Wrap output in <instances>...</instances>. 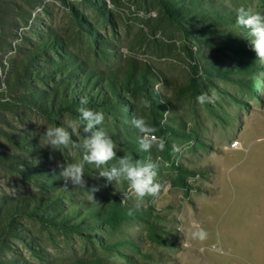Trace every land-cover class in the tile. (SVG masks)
Returning a JSON list of instances; mask_svg holds the SVG:
<instances>
[{"label": "rangeland", "instance_id": "rangeland-1", "mask_svg": "<svg viewBox=\"0 0 264 264\" xmlns=\"http://www.w3.org/2000/svg\"><path fill=\"white\" fill-rule=\"evenodd\" d=\"M31 2L36 8L28 24L19 22L13 26V16H5L0 26V153L32 164L28 172L24 171L25 179L0 164V198H38L39 188L28 177L32 170L55 169V175L61 177L56 163L80 161L82 150L77 145L83 142L84 135H91L83 133L80 123L69 146L56 151L55 159L50 160L51 149L40 147V135L34 134H42L47 127L67 128L70 122L79 121L78 115L65 109L55 116L56 123L28 109L20 99L26 89L12 76L14 61L20 60L17 49L28 46L29 38L48 34V29L57 34L73 57L85 62L88 70L111 73L120 68L139 80L140 74L150 70L153 76L145 78L170 104L164 111L155 108L154 113L160 114V124L167 126L170 133L164 138L165 148L161 151L154 145L152 155L144 161L159 163L156 182L161 188L155 196L138 201L126 180L108 183L99 177L102 169L95 165L85 166L84 179L89 188L96 186L98 191L90 193L69 182L70 199L62 202L65 209L84 205L78 209L80 213L87 205L116 200L138 214L120 225L122 234L115 233L108 241L110 250L101 247L109 237L100 229L78 233L18 216L17 226L22 224L28 230L19 227L18 234L32 236L27 241L33 250L13 239L11 250L0 253V262L23 259L26 264H256L251 257L255 224L249 205L260 199L261 192L249 185L248 178L264 169V61L250 47L246 30L237 26L235 9L243 6L264 15V0H202L200 7L211 15H206L209 18H191V12L186 10L192 7L184 5L175 21L155 0H105L110 15L107 17L82 0H66L77 9V15L62 0ZM229 2L231 8L226 6ZM196 66L199 73L194 76ZM34 86L44 88L39 82ZM55 87L52 84L49 90ZM202 93L211 102L199 103L197 96ZM121 95L138 107L140 117L149 118L150 108L143 94ZM165 111H169L167 117ZM116 116L124 120L120 114ZM120 132L126 133L123 126ZM144 135L160 139L153 133ZM234 141L240 143L237 149L230 146ZM14 142L28 150L33 142L37 151L20 152ZM124 156L137 160L131 154L117 153V159L103 168L118 166V159ZM39 209L35 214L48 212ZM257 227V234L264 233V222ZM231 236L236 238V251L243 256L242 261L223 245L222 241L229 242ZM212 245L220 246L223 254L209 251Z\"/></svg>", "mask_w": 264, "mask_h": 264}, {"label": "trees", "instance_id": "trees-1", "mask_svg": "<svg viewBox=\"0 0 264 264\" xmlns=\"http://www.w3.org/2000/svg\"><path fill=\"white\" fill-rule=\"evenodd\" d=\"M20 1L0 0V26L3 27L5 16H13V26H18L19 22L28 24L32 20V9L36 8L35 4L31 2L32 0ZM62 1L73 15H77V9L73 5L66 2V0ZM82 1L98 9L99 13L104 17L109 15L105 0ZM155 1L162 6L165 14L173 21L177 19L179 10L184 11V5L192 7L189 11L186 10L187 12H191L189 14L191 18H209L211 16L209 13L204 12V7H200L203 4L201 3L202 0ZM36 31V28H34L33 33ZM47 32L48 34L40 33L37 38H29L28 46H21L17 49L20 60L14 61L15 70L12 76L16 81L24 85L26 89V92L20 97L26 103L25 106L30 110L37 111L45 118L52 119L56 123L55 116L62 109L72 111L80 117L78 111L81 106L80 101L82 98H86L88 100L86 107L101 112L104 115L103 123L101 126L96 125L94 131H98L102 126L103 128L105 127L108 135L116 144V152L118 154H131L137 160L145 161L146 158L152 155L151 150L143 151L140 149L138 141L144 134L132 124L134 117H140L139 113H137L138 107L121 94L134 95L139 93L144 95L145 101L150 108L148 113L149 118H147L149 120L148 124L156 129V131L151 133L164 139L169 135L170 129L160 124L159 118L161 116L154 113V109L164 111L170 104L162 100L158 92L153 90L150 81L145 78L146 75L153 76L152 72L147 70L145 74H140L141 78L139 80L134 78L135 74L132 72H125L120 70V68L111 73L88 70L85 62L73 57L70 49L56 33L50 29ZM90 39L93 41L91 37ZM198 69V66L194 68V76L199 73ZM195 81L197 82V80ZM199 81L201 80L198 79ZM38 82L44 86L43 89H35L34 84ZM52 84L56 85V87L49 90V86ZM71 91L73 92L71 93ZM123 111H129L130 114L125 115ZM119 114L124 120H117L116 115ZM107 116H111V119H107ZM127 123L130 124L128 125ZM119 125L124 127L125 134H121ZM14 144L20 152L28 150L22 146L23 144L18 142H14ZM31 144H29L31 145V149L28 152L37 151L36 145L33 142ZM0 164L24 179L27 178V173L25 174V172H28L27 169L32 166V164L16 159V156L3 153H0ZM28 177L34 179L39 188L41 195L38 198L32 195L22 198H9V200L0 198V253L11 250V240L13 241V239L19 240L26 248H29L28 243L30 241L27 240H31L32 236L27 237L18 234L21 231L19 227L23 231H28L22 224L17 226L15 219L18 216L24 219L36 218L42 223L50 224L52 228L70 229L78 233L86 231V234H89L91 230L100 229L107 233L106 237H109L106 244L101 245V247L110 250L111 243L108 241L113 238L115 233L122 234L119 230L120 225L126 221H130L132 218H136L138 215L134 212L133 208L122 206L116 200L106 204L87 205L88 208L85 211L81 210L80 213L78 209L84 205L78 204L73 208L65 209L62 206V202L70 199L68 195L71 189L69 187L65 189L64 184H60L59 181H63L61 177L56 176L52 171L43 172L39 169L32 170V174ZM36 208H40L39 210L43 211L47 210L48 212L43 215L35 214ZM129 210L132 211L131 215H129ZM68 220L71 221L69 222L71 224L67 223ZM151 229L153 228L151 227ZM137 240L141 241L140 239ZM33 253L35 252L33 251ZM5 263L26 264L23 259H14ZM0 264L4 263L0 262ZM75 264H79V262ZM96 264L105 263L97 262Z\"/></svg>", "mask_w": 264, "mask_h": 264}, {"label": "clouds", "instance_id": "clouds-1", "mask_svg": "<svg viewBox=\"0 0 264 264\" xmlns=\"http://www.w3.org/2000/svg\"><path fill=\"white\" fill-rule=\"evenodd\" d=\"M226 6L232 7L230 2ZM235 11L237 26L246 30V40L250 47L257 57L264 61V15L254 12L251 8L246 9L243 6L235 9ZM197 101L204 104L211 102V98L206 93H202L197 96ZM80 104L81 106L78 109L80 114L79 121L70 122L67 128L63 126L47 127L42 134L34 132L35 136L40 135V147L51 149L50 160L55 159L54 153L56 151H60L62 147L67 148L69 146L72 136L79 130L80 123H83L84 134L91 133V135H84L83 142L77 145L82 150L80 161L70 164L59 161L56 163V167L61 169L59 176L63 177L64 188L67 189L70 182L73 187L85 188L90 193L98 191L99 189L96 186L89 188L84 179L85 166L95 165L97 168L102 169L99 171V177L105 178L108 183L119 182L121 179L126 180L129 184L130 192L138 201L143 200L146 196H155L161 188V185L156 182L159 163L132 160L124 156L118 159V166L113 165L103 168L110 161L117 159L116 144L104 129L100 128L98 131H93L96 125L103 123V113L86 107L88 104L86 98H82ZM169 111L164 112L165 117H167ZM164 122L162 121L161 123ZM132 124L142 134L156 131L143 117H134ZM138 142L140 149L143 151H150L154 145L162 151L166 143L163 138L156 140L148 135H142ZM53 173L55 174V169H53ZM131 214L132 211L129 210V215Z\"/></svg>", "mask_w": 264, "mask_h": 264}, {"label": "crops", "instance_id": "crops-1", "mask_svg": "<svg viewBox=\"0 0 264 264\" xmlns=\"http://www.w3.org/2000/svg\"><path fill=\"white\" fill-rule=\"evenodd\" d=\"M252 178H248L250 186H256L258 192H261V195L258 196L260 199L250 202L249 208H251L250 213L252 214V221L255 224V237L251 240V257L256 264H264V236L263 231L260 234H257L258 227L257 224L264 222V169L258 170L253 173ZM261 176V177H259ZM252 184V185H251ZM225 239V238H224ZM236 238L231 236V240L228 242L226 239L223 242V245L230 250V254L237 258L239 261L244 260L243 256L236 251L235 242Z\"/></svg>", "mask_w": 264, "mask_h": 264}, {"label": "built area", "instance_id": "built-area-1", "mask_svg": "<svg viewBox=\"0 0 264 264\" xmlns=\"http://www.w3.org/2000/svg\"><path fill=\"white\" fill-rule=\"evenodd\" d=\"M230 146H231V148L237 149L238 147H240V143L238 141H234V142H232V144ZM208 250L213 252V253H216V254H223V250L221 249L220 246L212 245L208 248Z\"/></svg>", "mask_w": 264, "mask_h": 264}]
</instances>
